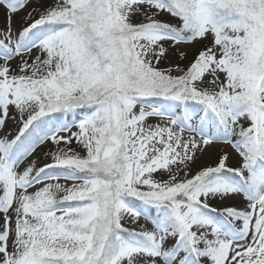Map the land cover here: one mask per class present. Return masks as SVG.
Here are the masks:
<instances>
[{
  "label": "snow or ice",
  "instance_id": "obj_1",
  "mask_svg": "<svg viewBox=\"0 0 264 264\" xmlns=\"http://www.w3.org/2000/svg\"><path fill=\"white\" fill-rule=\"evenodd\" d=\"M0 12V264H264V0Z\"/></svg>",
  "mask_w": 264,
  "mask_h": 264
},
{
  "label": "rangeland",
  "instance_id": "obj_2",
  "mask_svg": "<svg viewBox=\"0 0 264 264\" xmlns=\"http://www.w3.org/2000/svg\"><path fill=\"white\" fill-rule=\"evenodd\" d=\"M53 2V0H47V3H52ZM29 9H25V10H23L22 12H20L19 13V15L18 16H16L15 18H14V20H15V27H19L20 25H19V20H20V18L22 17V16H24L25 15V13L28 11ZM0 27H3V13L2 12H0ZM208 43V41L206 40V41H204V44H207ZM196 47L197 48H201V47H203V44H197L196 45ZM33 55H35V52L33 53ZM15 61H13V65H15ZM182 63V66L184 65V64H186L187 63V61H183V62H181ZM161 67H163L164 66V64H162V65H160ZM151 122V121H150ZM17 125L15 124V122L12 120V119H9L8 121H7V125H6V127L2 130V131H0V135H3L5 132H11L13 135L15 134V132H16V130H17ZM75 130V129H74ZM61 147H63V144L61 145ZM72 147H76V144H75V142H73V145H72ZM50 150H55V146L53 145V144H51L50 142H48V143H46L45 145H42V146H40L39 147V149L37 150V152L34 154V156H32V157H29L28 159L29 160H31V159H38V166H41L43 163H46V162H49V161H47L45 158H44V153L45 152H48V151H50ZM79 150V149H78ZM221 151H231L230 149H228V148H221L220 146H217L216 148H214V149H212V152H211V154H209V155H205V156H203L200 160H198V162H197V165H195L194 167H196V166H199V165H201V164H208V163H211L212 162V160H214L215 159V154H218L219 152H221ZM28 161H25L24 163L26 164ZM24 167V164H22L21 165V168H23ZM61 183H71L70 181H68V182H65V181H63V180H61L60 181ZM226 203H231V202H226ZM140 223L141 224H144L145 222H144V220H141L140 221Z\"/></svg>",
  "mask_w": 264,
  "mask_h": 264
}]
</instances>
